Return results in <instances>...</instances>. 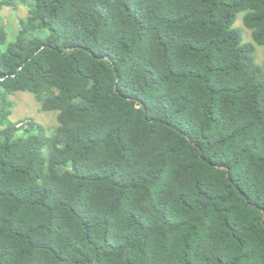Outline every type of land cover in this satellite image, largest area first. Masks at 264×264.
<instances>
[{
  "label": "trees",
  "instance_id": "1",
  "mask_svg": "<svg viewBox=\"0 0 264 264\" xmlns=\"http://www.w3.org/2000/svg\"><path fill=\"white\" fill-rule=\"evenodd\" d=\"M16 1L0 264H264V0H32L8 42Z\"/></svg>",
  "mask_w": 264,
  "mask_h": 264
},
{
  "label": "rangeland",
  "instance_id": "2",
  "mask_svg": "<svg viewBox=\"0 0 264 264\" xmlns=\"http://www.w3.org/2000/svg\"><path fill=\"white\" fill-rule=\"evenodd\" d=\"M32 0H17L16 6L4 7L2 14L7 28L8 42L14 41L18 32V24L21 17L28 14V9ZM235 27L242 31L243 41L250 43L254 48L256 62L260 65L264 62L263 47L253 40L251 31L243 23L242 13L238 15ZM6 101L11 103V114L5 123L21 119H31L45 126L48 130L57 125V111H44L41 104L31 92H15L6 94ZM2 127V125H0Z\"/></svg>",
  "mask_w": 264,
  "mask_h": 264
},
{
  "label": "water",
  "instance_id": "3",
  "mask_svg": "<svg viewBox=\"0 0 264 264\" xmlns=\"http://www.w3.org/2000/svg\"><path fill=\"white\" fill-rule=\"evenodd\" d=\"M92 53V52H91ZM94 55V53H92ZM229 175V173H227Z\"/></svg>",
  "mask_w": 264,
  "mask_h": 264
}]
</instances>
